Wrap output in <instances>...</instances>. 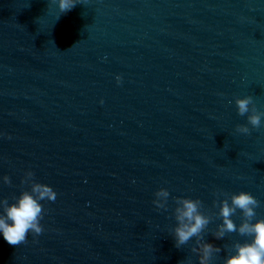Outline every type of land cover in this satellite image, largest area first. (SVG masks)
<instances>
[{
    "label": "water",
    "instance_id": "water-1",
    "mask_svg": "<svg viewBox=\"0 0 264 264\" xmlns=\"http://www.w3.org/2000/svg\"><path fill=\"white\" fill-rule=\"evenodd\" d=\"M59 15L51 0H0V197L28 169L58 193L42 234L0 232V264H199L194 240L175 247L173 198L215 214L217 189L250 191L264 218V125L235 132L237 96L264 111V0H78ZM220 223L212 264L249 239H216Z\"/></svg>",
    "mask_w": 264,
    "mask_h": 264
},
{
    "label": "clouds",
    "instance_id": "clouds-1",
    "mask_svg": "<svg viewBox=\"0 0 264 264\" xmlns=\"http://www.w3.org/2000/svg\"><path fill=\"white\" fill-rule=\"evenodd\" d=\"M51 2L58 4L61 15L73 9L78 0ZM115 78L118 84L123 83V74H117ZM228 103L231 104L232 101ZM235 105L238 115L247 118V123L235 126L236 133L250 135L253 129L259 130L264 125V111L257 107L253 96H237ZM2 182L8 186L13 183L9 175H4ZM21 185L24 186L23 190L18 196L14 195L11 202L8 197H0V232L11 245L27 243L29 233L33 237L43 233L45 229L41 221L46 209L42 202H54L58 196L54 187L39 181L32 169L25 171ZM214 194L216 199L213 201V207L219 209L215 214L205 209L200 198H173L176 205L173 215L177 223L169 231L174 237L175 247L182 248L194 240L190 251L198 255L199 264H212L222 248L206 241L205 235L213 219L219 217L222 223L211 232L216 239H223L231 233L249 238L243 242L234 241L230 247L224 246V251L228 254L223 264H264V218L257 219V209L261 207L262 202L250 191L227 193L223 189H217ZM170 195L167 187L158 188L152 201L155 208L167 211ZM236 215L240 217L239 224L233 219ZM179 264H192V258L188 256Z\"/></svg>",
    "mask_w": 264,
    "mask_h": 264
}]
</instances>
